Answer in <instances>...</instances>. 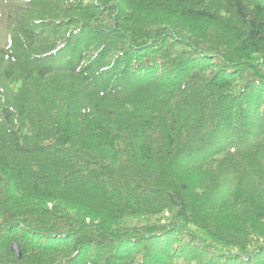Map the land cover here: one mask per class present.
I'll return each mask as SVG.
<instances>
[{"label":"trees","instance_id":"obj_1","mask_svg":"<svg viewBox=\"0 0 264 264\" xmlns=\"http://www.w3.org/2000/svg\"><path fill=\"white\" fill-rule=\"evenodd\" d=\"M0 264H264V0H0Z\"/></svg>","mask_w":264,"mask_h":264},{"label":"water","instance_id":"obj_2","mask_svg":"<svg viewBox=\"0 0 264 264\" xmlns=\"http://www.w3.org/2000/svg\"><path fill=\"white\" fill-rule=\"evenodd\" d=\"M12 249H13V252H15L18 255L19 258L22 257V253H21L20 249L16 245H14Z\"/></svg>","mask_w":264,"mask_h":264}]
</instances>
